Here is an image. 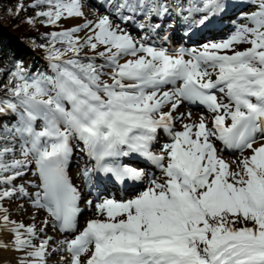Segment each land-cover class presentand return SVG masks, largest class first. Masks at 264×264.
Masks as SVG:
<instances>
[{"label":"snow or ice","instance_id":"1","mask_svg":"<svg viewBox=\"0 0 264 264\" xmlns=\"http://www.w3.org/2000/svg\"><path fill=\"white\" fill-rule=\"evenodd\" d=\"M30 7L35 17L26 22L39 20L45 27L84 17L81 0H34ZM110 7L94 21L85 17L82 24L47 34L48 45L40 46L47 47L52 75L30 76L18 63L3 86L0 115L11 113L15 122L0 126V201L26 197L48 219L25 225L0 207V229L10 235L0 241V251L22 254L15 264H47L52 238L40 236L48 225L65 233L76 229L81 194L66 169L80 144L94 161L82 172L86 180L97 172L122 184L148 179V186L127 200L95 202L98 218L60 241L64 264H264V0L246 17L251 26L172 54L134 39L110 18L142 17L137 26L155 30L160 25L153 28L152 19L167 16L170 5L111 0ZM23 8L18 5L16 14ZM175 8L178 15L187 11L185 21L205 26L222 4L190 0L187 9ZM195 13L202 15L192 19ZM82 30L88 33L83 40L77 35ZM241 44L250 46L238 50ZM82 49L96 55L82 59ZM182 101L206 108L211 126L201 116L173 131L174 122L184 119L174 115ZM161 130L171 142L154 154ZM213 139L250 154L229 163ZM131 154L155 165L163 179L118 162ZM30 165L37 178L31 193L14 185Z\"/></svg>","mask_w":264,"mask_h":264},{"label":"rangeland","instance_id":"2","mask_svg":"<svg viewBox=\"0 0 264 264\" xmlns=\"http://www.w3.org/2000/svg\"><path fill=\"white\" fill-rule=\"evenodd\" d=\"M226 1L227 0H220L222 5H224V3H227ZM234 1L238 2V0H234ZM250 1H251V4L249 6H247L246 8H241L242 12L237 14V16H239L245 20V21H241L242 24H239V22L237 21L236 22L237 24H232V26H234L235 29L233 31H231L230 33H219L217 35L207 36L204 39L197 41L196 44H194V46L199 48L201 45H203L205 43L223 41V40L229 38L239 26L245 25L247 23H248L247 25L251 26L250 22L246 19V17H248V15H247L248 13L251 14L252 12L257 10L258 0H250ZM110 2H111V0H81V3L84 6L83 7L84 17L63 19L59 22V24L57 26H54V27H57V28L59 27V29H61V27L63 29H68V27H70L71 25L76 26L78 24H82L84 22L85 17L88 20L94 21V20L98 19L100 16L108 14V13L113 11L112 8L110 7ZM162 2L166 3L168 5L170 4L171 11L168 15H171L173 17L174 15H176V11L174 8L175 5H177V4L182 5L185 9L189 6L190 0H182L181 2H180V0H162ZM191 2L198 4V3H200V0H191ZM184 13H187V11H184L182 14H184ZM193 15L197 16V18H198L199 16L202 15V13H195ZM177 17L181 18V16L178 14H177ZM110 18L113 19L114 25L119 24L120 28H122L124 31L128 32L134 39H136L138 41L141 39L142 40L144 39V42L146 44L153 46V47H156V48L166 46V49L169 51V53H174L171 51H175V48H173V45H175L177 41L183 42L186 39V36L172 37L171 33L169 35L168 33L165 32V30L167 28H168V31H172V27L169 26V22L172 21L173 19H169L167 17L164 19V21H162V25L154 31L149 30L148 28L141 30L137 26L139 23L142 22V20H143L142 17L137 18V20H135V22L134 21L125 22L122 20H118L115 18V16H112ZM225 18L226 17H223V19H225ZM162 19H163V17H162ZM237 19H239V18H237ZM159 20L161 21V19L159 17H155L154 19H152L151 25L153 26V28H155L154 27L156 25L155 23L159 22ZM231 21L235 22V19H232V18L226 19V21L224 22V27H229L231 25ZM195 27H196V25H195ZM178 31H179V29H176V32H178ZM87 34H88L87 30H82L77 35L80 37L81 40H83ZM133 35H135V37ZM170 39L173 41H170ZM249 46L250 45H247V44H245V45L241 44V45H237L236 47L238 50H243ZM17 49H18V51L20 50L19 48H17ZM86 50H91V49H86ZM98 50L102 51L103 49L101 47ZM27 52L29 53V55L24 59V64H23V68L27 72L33 71L34 73H37V70L39 71L40 68L42 66H44L45 69L49 71V74H53L52 69L49 66V60H44L43 56L40 54L39 50L31 49L29 51L27 50ZM95 55L96 54H88V53H84V52L80 54L82 59L86 56H95ZM123 59H131V57L130 58L125 57ZM123 59L121 60V62H123ZM95 62L97 64H100V63H103V60L98 58ZM107 71H109V70L105 69V72H107ZM103 78L108 79V76L105 75ZM166 87H169V85L165 86V88ZM167 90H169V89H165V91H167ZM165 109H166V107H165ZM178 110L180 111V114L177 117H179L181 114H183L184 119L176 120V130L177 131H183V125L186 123H198L201 116H203L205 118L206 122L209 125L211 124L212 114L209 113L207 110H196V109L190 108L188 105H186L185 101H182ZM189 113L191 114V119L188 118ZM205 116H207V117L210 116V118H207ZM7 119H10L12 122H15L14 118H13V114L6 113L4 115H0V126L6 125ZM161 140H162V142H160L158 144V146L162 147L164 139L161 138ZM213 140H214V145L217 147L218 143L215 141V139H213ZM160 149L161 148H158L155 150L160 151ZM219 153L221 154L222 152H220L218 150V154ZM235 153L236 154L230 155V156L226 155V154H222V155L219 154V155L222 158L228 157L229 159H232L234 161H238L242 157V155L246 156V155L250 154L248 151H245L243 154L240 152H235ZM17 158H20V157L17 155ZM70 159H73L76 162L79 161L78 155H75L74 152H73V155ZM71 169L72 170L70 171V173L78 172V171L74 170V168L72 166H71ZM233 169L235 170V167H233ZM33 171H34V165H30L29 170H27L22 177L17 178L14 182V185L16 187L23 185L25 187V189L27 191H29L30 193L34 192V189L31 187V185L37 182V178L33 175ZM157 173H154L151 178H157V179L162 180L163 179L162 173L161 172H157ZM147 186H148V180L146 182L144 181L135 191L129 192L130 195H128L125 200L132 198L134 195H136L138 192L142 191ZM3 187H8V186L5 185ZM88 194H89V192H85V195H88ZM104 198H105V196L100 197L98 199V201L102 200ZM106 198H109V197H106ZM91 199H92V197L83 198V200H81V202L83 201V203H86L87 200H91ZM29 202L30 201H28V198L17 196L15 198H10V199L0 201V207L7 209L8 215L10 216V218L17 223H24L25 225H32V224H29L27 222V220L28 221H30V219L34 220L37 217V218H39V221L38 222L36 221L34 224L39 226V224H42V219L40 217H41V215L44 214L43 213L44 210H42V209L38 210L37 208L30 205ZM95 202H97V200L93 201V203H95ZM85 207H86L85 208L86 210L82 213L83 218L82 217L80 218L79 224H83V220L85 219L86 215L92 214L93 212H95L94 207L90 208L87 204L85 205ZM28 211L31 212L32 218L28 217V213H29ZM47 228L53 229L54 227L49 225ZM72 233L75 234L73 231H72ZM49 235H51V234L45 232V233L41 234L40 238L42 239L45 237H51ZM7 238L10 240V235ZM54 243H56V240H55V238L54 239L52 238V241L50 242V244H54ZM49 247H50V251H49V254L47 257V264H64L63 260H62V256L67 254V253L59 251V250L52 251L51 246H49ZM18 258H21V257L18 256ZM16 261H18L17 258H15V260H13L12 264H15Z\"/></svg>","mask_w":264,"mask_h":264},{"label":"trees","instance_id":"3","mask_svg":"<svg viewBox=\"0 0 264 264\" xmlns=\"http://www.w3.org/2000/svg\"><path fill=\"white\" fill-rule=\"evenodd\" d=\"M32 3L34 0H0V98L6 95L3 86L7 84L16 64L23 66L24 59L29 55L27 50H39L40 54L47 59V47L40 45H48V33L65 30L62 27V30L54 26L45 27L39 20H36L34 24L27 23L29 17H35L36 9L30 7ZM18 5H23L24 8L17 15L15 10ZM74 26L71 25L68 29ZM56 47L61 45L57 44ZM17 48L20 50L18 51ZM28 73L30 76L51 75L44 66L37 70V73ZM6 123L11 126L10 120L7 119Z\"/></svg>","mask_w":264,"mask_h":264},{"label":"bare ground","instance_id":"4","mask_svg":"<svg viewBox=\"0 0 264 264\" xmlns=\"http://www.w3.org/2000/svg\"><path fill=\"white\" fill-rule=\"evenodd\" d=\"M182 0H180V2H181ZM232 1H234V0H228V2H232ZM170 5V4H169ZM173 5V4H172ZM175 8V7H174ZM184 8V7H183ZM188 8V7H187ZM187 8H185V9H187ZM236 8H239V4H238V6H236ZM175 11H176V15H174L173 17L171 16V15H167L166 17L168 18L169 16H170V18L171 19H173L172 21H170L169 22V26H177L182 20H183V25H186V24H188L190 21H185V17L186 16H188V13H184V14H180V16H181V18H176L177 17V10H176V8H175ZM160 19L162 18V17H159ZM195 18H197V16H195V15H193V17H192V19H195ZM163 19H164V17H163ZM163 19H161V20H163ZM212 21H216V18H214V19H212ZM135 22V21H134ZM142 22H143V20H142ZM161 21H159V22H157V23H155L156 25L158 24V25H160L161 26ZM183 25H180V26H183ZM226 25V24H225ZM179 26V27H180ZM155 27V26H154ZM178 27V26H177ZM179 27H178V29H179ZM196 27H203V26H198V25H196ZM210 28V27H209ZM157 28H155V30H156ZM211 29V28H210ZM186 30V31H185ZM187 30L188 29H186L185 27H183L182 29H179V31L178 32H187ZM154 31V30H153ZM236 31V30H235ZM165 32L166 33H168L169 35H170V33H171V31H168V28L165 30ZM178 32H175L174 33V36H178L179 34H178ZM134 37H135V35H133ZM146 37V36H145ZM151 39V38H150ZM192 39V38H191ZM142 40V39H141ZM144 40V39H143ZM153 40V39H152ZM151 40V41H152ZM167 41V40H166ZM170 41H173V40H171L170 39ZM245 45V44H244ZM179 46H180V44H175V45H173V48H175L176 50L179 48ZM163 48H166V46L165 47H163ZM168 48V47H167ZM190 48H192V46L190 47ZM175 52V51H174ZM169 54H172V53H169ZM179 83L180 82H177V84H176V86L175 87H177V86H179ZM219 96H221V99H224L223 98V96L222 95H219ZM226 101V100H225ZM227 102V101H226ZM168 110V108L166 107V109H165V111H167ZM180 114V111L179 110H177L175 113H174V115L175 116H178ZM205 117H207V116H205ZM207 118H210V116H208ZM175 126H176V121L174 122V124H173V131H174V128H175ZM260 142V138H258L257 137V143H259ZM74 143H76V142H74ZM221 145H222V147H221ZM218 148H221V150H223L224 151V145L222 144V142H220L219 144H218V146H217ZM82 149V145H80V144H77L76 145V148L74 149V153L76 154V155H78V157H79V161H74V160H70L69 161V163H68V166H67V169H66V171H67V174H68V176H69V179H70V181L72 182V184L79 190V192H80V194H81V199L83 198V195H84V192L85 191H90L91 192V194H90V196L91 197H93L94 199H93V201H96L100 196H99V194H106V193H110L111 192V190L112 189H109V190H107V188L106 187H104V186H99L100 188H101V190L100 191H97V188L95 187L96 185H97V183H94L93 185H91L92 183H91V179H85L84 178V176L82 175V172H83V170L85 169V164L86 163H84V160H85V158H86V154L81 150ZM229 153H231V152H229ZM223 154H226V155H228L227 153H223ZM235 154V153H234ZM234 154H231V155H234ZM131 155H133V154H131ZM131 155H129V156H131ZM230 156V155H229ZM128 157V156H127ZM223 159H225L227 162H229V163H231L232 161H234V160H232V159H229L228 157H224ZM142 164H145V163H147L146 162V160H144L143 162H141ZM73 167L74 168V170H76V171H78V172H75V173H70V171L72 170H70V167ZM232 167H235V165H232ZM144 170H145V172L149 175V174H151V172L149 171L150 169H151V167H149L147 170L145 169V168H143ZM146 180V179H145ZM95 187V188H94ZM112 194H117V195H115L116 196V198L115 199H117V200H121V199H123V200H125L126 198H125V196L124 195H126V193H121V192H117V191H115V192H113ZM80 199V200H81ZM29 204L30 205H32L30 202H29ZM94 204L95 203H93V206L92 207H94ZM84 204H82V202L81 201H79V207H80V209L81 210H84L85 209V207L83 206ZM94 209H95V207H94ZM29 213H28V217H31L32 218V216H31V212L30 211H28ZM44 214L43 215H41V219H42V222L44 221V220H46V219H48V214H47V212L46 211H44L43 212ZM40 215V214H39ZM94 218H98L97 217V215H96V213L95 212H93L92 214H88V215H86V217H85V219H84V221H83V224H82V226L80 227V229L78 230V231H80V230H82L83 229V227L85 226V224H86V222L88 221V220H90V219H94ZM38 222L39 221V218H35L34 220L33 219H30V221H28L27 220V222L29 223V224H34L35 222ZM42 224H39V226H41ZM49 225H51V224H49ZM48 225V226H49ZM54 229V230H53ZM46 228V233H50L51 235H49V236H51V238H55V240H56V243H54V244H50V246H51V248H52V251H55V250H58V247H59V243H60V241H63V240H65V239H70V238H72V236H70L69 235V233L67 232V233H61L60 231H58L57 229H55V228ZM78 233V232H77ZM9 236V233L6 231V230H3V229H0V241H3V242H8L9 241V239L7 238ZM18 256L19 257H21L22 256V254H20V253H15L14 251H12L10 248H9V250H3V251H0V264H12V262H13V260H15V258H17V259H19L18 258ZM67 256V254H65V255H63L62 257H66ZM64 263V262H63Z\"/></svg>","mask_w":264,"mask_h":264}]
</instances>
